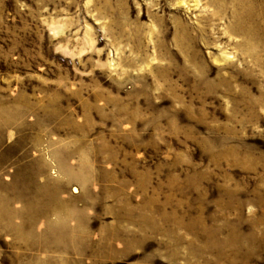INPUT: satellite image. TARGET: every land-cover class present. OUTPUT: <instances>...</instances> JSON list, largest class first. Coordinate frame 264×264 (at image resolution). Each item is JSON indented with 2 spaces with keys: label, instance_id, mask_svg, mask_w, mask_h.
I'll return each mask as SVG.
<instances>
[{
  "label": "rangeland",
  "instance_id": "obj_1",
  "mask_svg": "<svg viewBox=\"0 0 264 264\" xmlns=\"http://www.w3.org/2000/svg\"><path fill=\"white\" fill-rule=\"evenodd\" d=\"M0 264H264V0H0Z\"/></svg>",
  "mask_w": 264,
  "mask_h": 264
}]
</instances>
